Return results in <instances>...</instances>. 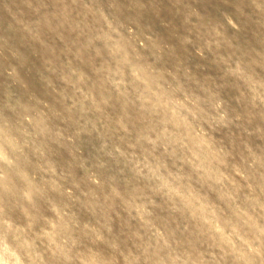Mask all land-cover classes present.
<instances>
[{
  "label": "rangeland",
  "instance_id": "rangeland-1",
  "mask_svg": "<svg viewBox=\"0 0 264 264\" xmlns=\"http://www.w3.org/2000/svg\"><path fill=\"white\" fill-rule=\"evenodd\" d=\"M2 264H264V0H0Z\"/></svg>",
  "mask_w": 264,
  "mask_h": 264
},
{
  "label": "clouds",
  "instance_id": "clouds-1",
  "mask_svg": "<svg viewBox=\"0 0 264 264\" xmlns=\"http://www.w3.org/2000/svg\"><path fill=\"white\" fill-rule=\"evenodd\" d=\"M0 264H2V262H0Z\"/></svg>",
  "mask_w": 264,
  "mask_h": 264
}]
</instances>
